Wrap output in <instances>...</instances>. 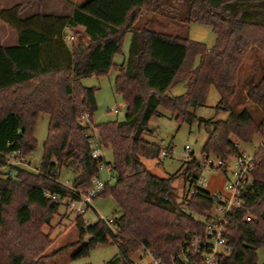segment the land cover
<instances>
[{"label":"trees","instance_id":"trees-1","mask_svg":"<svg viewBox=\"0 0 264 264\" xmlns=\"http://www.w3.org/2000/svg\"><path fill=\"white\" fill-rule=\"evenodd\" d=\"M73 12L23 18L20 5L0 11L1 20L19 37L17 46L0 48V167L12 150L31 156L38 146L35 129L40 114L49 116L39 172L26 167L0 171V264H46L53 239L42 232L43 225L58 213L63 197L79 199L100 175L102 158L93 156L78 123L82 112L93 120L99 108L97 89L84 87L81 81L108 74L113 67L117 69L114 90L123 97L127 111L124 120L96 126L103 146L114 154L108 162L114 183L107 182L98 197L112 196L121 215L117 233L103 221L84 231V220L78 216L79 248L73 259L106 243L119 249L110 264H134L132 257L141 247L167 258L187 230L203 228L197 216L214 201L203 188L189 195L190 187L179 200L173 183L183 175L191 186L200 177V161L192 153L193 159L182 170L159 176L143 158L159 159L162 144L143 135L164 107L180 124H205L209 138L202 151L226 164L231 155L241 152L234 138L247 144L264 134V115L260 120L247 107L235 109L245 84L249 87L245 96L264 114V67L260 79L253 74L242 79L248 51H264V0H86ZM154 13L184 25L211 26L216 43L208 48L185 36L156 31L148 23L135 26L141 16ZM78 27L90 37L88 44H66V28ZM128 34H132L128 56L117 66L114 58ZM197 57L200 62L195 66ZM181 83L186 91L173 95L171 88ZM213 85L221 96L216 111L227 112L226 119L196 114L198 107L206 105ZM255 162L251 183L242 194L245 208L229 218L230 252L223 256V264H259L258 252L264 253V145L257 149ZM63 168L76 171L72 187L79 192L58 180ZM67 249L61 247L53 255Z\"/></svg>","mask_w":264,"mask_h":264},{"label":"rangeland","instance_id":"rangeland-1","mask_svg":"<svg viewBox=\"0 0 264 264\" xmlns=\"http://www.w3.org/2000/svg\"><path fill=\"white\" fill-rule=\"evenodd\" d=\"M85 0H65L66 4H82ZM150 26L152 29L159 32H167L176 36H185L193 41H199L204 43L208 48L216 43V35L211 28V26L192 23L189 25H184L178 23L165 14L154 13L148 16H141L137 21L135 26L139 28ZM73 34L76 37L77 43L82 41L86 43L87 40L83 39V31L79 29H73ZM132 34H128L124 39V45L121 52L117 53L115 56V63H123L128 56L130 45H131ZM82 39V40H81ZM247 59L243 68L242 79L254 75V79H260L263 74L264 67V51L262 50H249L247 54ZM200 62V57L195 60V66ZM117 77L116 68L113 67L108 74L102 76L91 75L82 79L81 83L84 87H94L97 89V105L98 111L94 114V123L99 124L107 121H119L124 120L126 116L127 106L123 97L116 93L115 80ZM243 94H241L240 101L236 106V110L239 111L243 108H248L251 113L257 119H262L264 115L262 110L259 109L253 102H251L245 95L248 91V86L242 84ZM210 92L207 98L205 106L198 107L196 114L197 116L205 119H226L228 113L224 111L217 112L216 106L220 101V93L218 89L213 85L210 87ZM171 93L173 95H182L186 91V87L183 83L177 84L171 88ZM119 112H115V110ZM159 114L154 115L151 118V125L153 128H149L148 131L144 133V137L148 141H152L157 144H163L164 148H167L172 144L173 154L168 157H161L159 159L143 158L144 164L152 172L158 174L162 177H167L170 174H174L182 170L184 163L192 160V157L185 159L184 156L187 153L186 146H190L188 152L195 153V157L200 161V163H205L208 158L206 154L202 151L204 144L209 138L208 129L205 124H201L199 121L193 124L183 123L180 124L172 116L171 112L164 107L159 108ZM49 116L45 113L40 114L37 121V126L35 129V138L38 140L37 149L31 154L32 165L39 166L41 164L43 155V145L48 134L49 128ZM150 125V126H151ZM236 142L240 144V148L243 151L249 152L250 154H256L257 149L261 147L264 142V134H257L252 142L242 143L237 138H234ZM105 160L107 162H112L114 154H112V149L110 147L104 148ZM211 158H219L216 155L210 156ZM236 156L231 155L226 161V168L222 169H212L210 167L203 168L200 171V175L205 181L202 188L209 191L215 192L219 188L225 186V182L230 178L231 172L235 169ZM184 167V166H183ZM76 176V171L73 169L63 168L61 170V181H73ZM100 179L105 182L109 181V184L114 183V178L110 179L107 170L102 169L99 175ZM176 187L178 199L181 200L184 197L185 189L190 187V184L185 180L183 175L179 176L173 183ZM93 207L87 210L83 218L88 221L96 222L97 217H111L116 215L117 217L121 215L120 208L117 201L110 195L105 197H96L93 201ZM61 206L57 214L49 216V222L43 225L42 232L51 235L53 239V244L46 250V254L50 255L46 264H50L54 261L53 254L56 253L59 248L66 247L67 250L59 253L58 260L62 261V264H110V260L115 258L119 253V249L116 245L111 243L98 244L91 249V252L87 256L79 257L73 259V256L79 246L77 242L80 239V234L78 230L77 223L78 216L75 211L67 209V204L61 202ZM69 210V211H68ZM132 260L137 264L141 262L142 264L149 263V257H143V248L141 247L138 252H136ZM259 264H264V253L263 250L258 252ZM57 262V259L55 260ZM52 264V263H51Z\"/></svg>","mask_w":264,"mask_h":264},{"label":"built area","instance_id":"built-area-1","mask_svg":"<svg viewBox=\"0 0 264 264\" xmlns=\"http://www.w3.org/2000/svg\"><path fill=\"white\" fill-rule=\"evenodd\" d=\"M74 35H64V41L74 40ZM119 112V110H115ZM78 123L83 128L84 137L89 140L92 145V154L96 158H102L99 163V170L105 169L109 173L110 179L113 177V170L111 165L105 160L104 146L99 137L97 124L91 119L88 112H82L78 116ZM264 145V142L262 143ZM261 145V146H262ZM234 146L241 152L236 156L235 169L231 172L230 178L225 182L223 188L211 192V198L214 203L210 209L197 216V220L203 222L201 230H187L184 238L179 243L177 248L172 251L167 258L158 257L150 248L143 247V257H149L150 261L147 264H223L222 258L230 252L228 246V238L226 237L227 225L231 214L236 210L245 208V200L242 198L243 192L251 183L254 171L256 170L255 153L243 151L238 142ZM173 146L169 145L164 148L163 144L160 150L161 157H168L173 154ZM187 153L184 158L192 157V153L188 152L190 146H186ZM6 164L0 167V171L9 173L13 167L28 168L35 172H39V166L32 165L31 156H23L20 150H12L7 154ZM202 169L210 167L212 169L226 168L222 158L208 157L205 163L201 164ZM63 185L70 187L75 192H79L75 187H72V181H61ZM103 182L99 176H96L92 181V187L85 194H81L79 199H72L71 197H63L62 202H65L69 210L75 211L77 216H83L88 209L93 207L94 200L99 194L105 190L106 183ZM205 184L204 179L200 175L199 179L193 182L190 186L189 195L197 192L202 185ZM52 198H56L52 195ZM97 221H103L111 229L113 233H117L118 217L113 215L111 217H97ZM246 221L252 220L251 214L246 216ZM83 229L87 231L91 224L95 223L83 218ZM136 264V263H134ZM137 264H142L141 262Z\"/></svg>","mask_w":264,"mask_h":264},{"label":"crops","instance_id":"crops-1","mask_svg":"<svg viewBox=\"0 0 264 264\" xmlns=\"http://www.w3.org/2000/svg\"><path fill=\"white\" fill-rule=\"evenodd\" d=\"M16 5L21 6V16L23 18H29L37 14H43V15L55 14V15L69 16L74 13L73 10L75 6L80 5V4L69 3L67 5L65 0H0V11L5 8H11ZM78 29L84 31L83 27H78ZM64 35H74L73 29L66 28ZM82 38L86 39L87 40L86 44H88L90 37L86 34L85 35L83 34ZM75 41H76V37L74 40H69V42L67 43L65 42V43L71 46ZM18 44H19V37H18L17 31L13 30L7 23H4L0 18V48H6L9 46H17ZM118 64H121V63H117L116 65L118 66ZM76 176H77V173H76ZM67 209H68V206H67ZM59 256H55L51 258L54 260L51 263L52 264H62V261L60 259L58 260ZM56 259H57V262H55Z\"/></svg>","mask_w":264,"mask_h":264},{"label":"water","instance_id":"water-1","mask_svg":"<svg viewBox=\"0 0 264 264\" xmlns=\"http://www.w3.org/2000/svg\"><path fill=\"white\" fill-rule=\"evenodd\" d=\"M153 127H154V126H153V125H151V126H150V129H151V128H153ZM90 238H91V237H88V238L86 239V241H89V240H90Z\"/></svg>","mask_w":264,"mask_h":264}]
</instances>
